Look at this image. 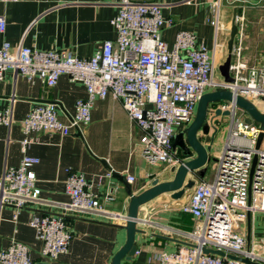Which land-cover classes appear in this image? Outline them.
Masks as SVG:
<instances>
[{
  "label": "built area",
  "instance_id": "1",
  "mask_svg": "<svg viewBox=\"0 0 264 264\" xmlns=\"http://www.w3.org/2000/svg\"><path fill=\"white\" fill-rule=\"evenodd\" d=\"M18 1L1 0L4 4ZM223 2L233 8L237 25L229 66L232 82L214 78L221 64L218 56L221 48L227 56L226 42L221 44L217 38ZM116 6L118 12L111 20L116 38L105 41L88 59H81L70 50L24 46L12 50L9 42H2L0 81L6 71L11 70L28 81L38 79L51 88L66 75L86 90V98L76 100L74 113L66 122L58 118L54 103H33L21 122L23 152L33 142L30 135L35 132L61 136L82 132L91 122L95 101L110 96L119 101L129 120L139 129L143 158L151 165L177 168L184 160L178 149L173 148L176 130L184 131L192 123L203 95L227 90L232 99L207 106L204 121L209 130L216 132L221 117L230 118L222 150L215 157L213 178L208 182L194 176L193 191L179 207L196 220L189 234L193 242L175 251L154 253L147 258V264H264V256L254 247L256 216L264 214V129L252 119L248 124L249 115L235 102V98L241 96L264 113V55L258 57L257 52L247 55L244 44L248 36L247 15L250 10L264 9V0H213L210 3L211 24L215 29L212 49L198 43L189 31H178L168 44L162 30L171 25L172 20L162 15V7L156 2L118 0ZM5 29L4 16H0V34ZM11 123V109L0 110V125L10 127ZM260 133L263 138L256 149ZM254 156L256 163L251 175ZM38 162L37 158L24 154L18 166L5 168L0 176V208L11 207L14 221L27 203L39 200L40 190L32 170ZM112 173L108 171L104 178H111ZM134 180L133 176H127L128 183ZM64 192L70 198L64 208L67 211L106 212L99 194L82 174L69 173ZM66 214L34 215L29 221L42 243V264H51L68 251L74 234L67 227ZM261 241L264 244V238ZM205 248L223 251L225 256L205 254ZM228 254L237 259L228 258ZM239 259H247L249 263ZM0 264L36 263L31 260L27 246L12 240L0 251Z\"/></svg>",
  "mask_w": 264,
  "mask_h": 264
},
{
  "label": "crops",
  "instance_id": "2",
  "mask_svg": "<svg viewBox=\"0 0 264 264\" xmlns=\"http://www.w3.org/2000/svg\"><path fill=\"white\" fill-rule=\"evenodd\" d=\"M132 1L161 5L162 15L172 20V24L162 30V37L168 44L173 42L178 31H189L196 36L198 43L213 48L215 29L211 24L210 10L213 0ZM117 2L20 0L4 4L0 0V16H4L6 23L5 32L0 34V46L7 41L12 50L19 46L70 50L79 58L88 59L105 41L116 38L111 20L118 12ZM223 7L226 10L220 12V20L224 13V16L228 14L226 11L231 13L227 29L220 21L221 31H227L224 33L226 40L234 10L226 2L221 10ZM221 50L219 61H222L224 52L223 48ZM84 98L85 87L72 82L66 75L51 88L38 79L28 81L11 70L6 71L0 81V110L11 109L12 118L10 127L0 125V176L5 168L18 166L24 154L30 155L39 160L32 170L40 190L39 200L27 203L16 221L12 219L11 207L0 208V251L16 240L27 246L34 263L42 264V243L29 221L34 215L67 212L66 224L74 238L67 253L51 264H111L114 254L126 240L125 230L121 227L128 202L126 187L133 194H139L149 188L155 178L159 181L172 178L170 168L151 165L143 158L139 129L129 120L119 101L110 96L95 101L91 122L82 128V132L73 131L68 136L35 132L30 135L33 142L23 152L21 122L33 103H54L58 118L66 122L74 113L76 100ZM178 153L181 159L188 160L179 149ZM110 170L113 172L111 178H104ZM73 172L85 176L99 194L105 213L76 214L64 209L70 203L64 184L69 173ZM127 176H133L135 180L128 183ZM192 191L193 188L186 190L179 200L172 199L170 194H162L141 208L139 218L146 223L137 226L143 231L135 235L137 253L130 261L122 260L121 264H147V258L154 253L171 252L192 244L189 234L195 228L196 220L179 209Z\"/></svg>",
  "mask_w": 264,
  "mask_h": 264
},
{
  "label": "water",
  "instance_id": "3",
  "mask_svg": "<svg viewBox=\"0 0 264 264\" xmlns=\"http://www.w3.org/2000/svg\"><path fill=\"white\" fill-rule=\"evenodd\" d=\"M237 34V25L235 23V12L233 13L231 27L229 30L228 39L226 41L227 56L225 60L218 66V70L223 77L224 81L232 82L233 79L229 73V66L231 62V54L234 46V40ZM232 95L227 90H218L215 92L207 93L200 99L196 115L192 123L184 129L181 135L178 136V141L176 145L180 150L183 157L188 158L177 168H171L170 173L173 174L170 180L159 181L155 178L151 181V185L146 190L139 194H133L129 187H126V195L128 197L127 207L124 211L122 220L124 224L121 226L126 233V240L123 246L114 254L111 264H121L122 260L130 261L132 257L137 252V246L135 244V235L143 233V231L137 226L140 224H145L146 222L139 218V213L141 208L146 205L151 200L162 194H170L171 198L174 200H179L182 198L186 190L194 187V176L199 178H204L207 164L209 162H216V158L210 157L211 144L204 145L199 138V131L203 135L209 134V128L205 124V117L207 112V106L211 102H218L227 100L230 101ZM236 105L243 109L249 118L246 119L248 124L254 121L260 124V128L264 129V113L260 112L255 105L249 100L237 96L235 98ZM219 114V111L216 112ZM227 113H225L226 115ZM263 138V134L260 133L255 148L258 149ZM195 155L193 158L192 155ZM256 163V156L253 158L251 175L254 172V167ZM116 177V176H115ZM191 177V178H189ZM120 217V216H119ZM250 217L247 220V241H249L250 236ZM158 237V236H157ZM205 254L219 255L221 257L225 256V253L220 250L207 249L204 250ZM230 259H237L235 256L228 254L226 255ZM245 263H249L247 259H239Z\"/></svg>",
  "mask_w": 264,
  "mask_h": 264
},
{
  "label": "rangeland",
  "instance_id": "4",
  "mask_svg": "<svg viewBox=\"0 0 264 264\" xmlns=\"http://www.w3.org/2000/svg\"><path fill=\"white\" fill-rule=\"evenodd\" d=\"M225 7L222 8L221 12L225 11ZM228 14L224 16H222V19L220 20L222 24L226 25V29H227V25L229 23V21L231 20V13L228 11H226ZM222 14V13H221ZM247 23H248V27L246 29V33H247V38H245L244 40V44L247 46V51H245V53L248 54H252L254 52H257L258 57L263 56L264 55V9L261 10H250V12L247 15ZM224 33L227 34V31H224L221 29L218 32V39L219 42L221 44H224L225 38H224ZM222 53V52H221ZM226 54V51L223 52V56L221 58V60L225 59L224 56ZM223 61H221L220 63H222ZM214 78L217 80H222L223 77L221 76L219 70H218V66L216 68V72H215V76ZM223 103V101L221 102H211L208 104L209 107L211 106H216L218 104ZM257 106H259V104H257ZM229 124H230V118H228L227 116L221 117V119L219 120V122H217V131L214 132L213 130H209V134L208 135H203L201 133V131H199V138L200 141L203 144H207L209 145V143L211 144V152H210V157L211 158H215L217 155L220 154L224 141L226 139L227 133H228V129H229ZM180 129H177L176 132L174 134V138H173V148L174 149H178V146L176 145V142L178 141V136L182 134L183 131H181ZM163 165V164H161ZM215 172V162H209L207 164V170L204 176V180L210 182L213 178ZM244 232L241 231V234H243ZM255 233H256V239L254 240V247L256 248V251L259 252V254H262L264 256V244L261 241V238H264V214H258L256 216V222H255Z\"/></svg>",
  "mask_w": 264,
  "mask_h": 264
}]
</instances>
